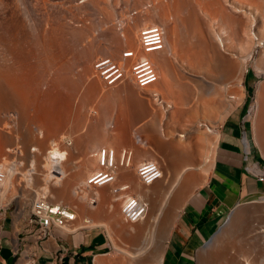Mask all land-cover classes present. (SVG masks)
Here are the masks:
<instances>
[{
    "label": "bare ground",
    "instance_id": "1",
    "mask_svg": "<svg viewBox=\"0 0 264 264\" xmlns=\"http://www.w3.org/2000/svg\"><path fill=\"white\" fill-rule=\"evenodd\" d=\"M253 1L229 0L228 7L220 0L204 1V6L212 10L215 16L209 17L207 14L209 18L203 19L198 17L194 3V6L187 5L183 14L184 0H173L171 9L174 16L184 23V36L178 34L174 22H169L164 26V48L150 53H145L140 47L139 36L136 35L138 28L127 29L124 34L125 46L137 50L135 55L140 47L138 55L149 58L155 67L157 79L146 87L133 86L130 68H127L119 84L109 85L98 75L103 85L106 88L109 86L103 90L99 82L90 78L91 66L84 65L77 75L83 81L84 89H74H82L84 95L80 102H74L78 91L63 93L59 89L60 85H64V90L65 86L73 90L75 84L69 72L59 69L0 68V168L3 171L0 204L5 202L8 205L16 199L19 202L17 219L23 213L25 201H37L44 196L46 201L71 210L66 212L73 218L62 224L64 229L61 233L91 225L105 226L117 236L113 242L117 256H103L98 258L99 262L161 264L164 242L173 227L172 221L177 211L181 210L180 205H184L193 189L204 184L214 164L218 135L214 134L213 128L222 123L242 99L243 75L248 63L247 45H255V39L251 36L252 40L249 34L253 13L260 23L256 26V34L264 30V0ZM162 9L168 12L170 6L163 4ZM207 15L201 16L205 18ZM144 19L149 20L150 15ZM81 37V33L77 35V38ZM91 47H85L82 53L91 54ZM112 47L113 52L117 51L114 43L109 46L110 51ZM259 53L253 65L264 73V48ZM126 78L129 80L126 81ZM93 96L98 98L99 105L103 98L108 104L115 99L119 101L118 114H113H117V119L113 118L117 122L114 129L112 124L109 126L112 129L107 125L110 123L109 109L115 107H103L102 100L101 115L94 119L93 113H89L88 104V97L91 99ZM198 97L207 99L202 102L204 110L200 117L189 116V109L198 106L191 101L197 99L198 102ZM205 108L208 112H205ZM31 111L34 112V121L41 124L40 129H45L49 134L48 146L36 153L41 169L34 186L33 162L36 159L19 170L15 155L18 134L2 128L8 124L3 120L13 119L17 115L29 120ZM183 112L184 122L179 124L180 128L178 125L181 131H177V134L170 132L165 127L167 123H162L165 113L170 116L166 119L174 123ZM248 117L254 139L264 157V81L255 88L254 99L246 115ZM70 121L74 122L71 124L73 128L69 126ZM135 126L141 128V133L136 132ZM62 128L65 130H60ZM59 130L64 135L56 132ZM6 134H13L11 148L16 157L5 155ZM66 136L74 139L66 141ZM243 141L247 153L249 143L245 135ZM235 207L223 225L225 228L220 227L202 247L209 249L202 252V256L199 254L198 264H264V254L243 243V238L249 235L264 239V202L250 207ZM251 212L257 214L258 218H249ZM51 237L52 245L48 247L56 249L57 236L52 234ZM147 238L149 242L146 244ZM134 243L137 251H134ZM26 260L28 255L21 259Z\"/></svg>",
    "mask_w": 264,
    "mask_h": 264
},
{
    "label": "rangeland",
    "instance_id": "2",
    "mask_svg": "<svg viewBox=\"0 0 264 264\" xmlns=\"http://www.w3.org/2000/svg\"><path fill=\"white\" fill-rule=\"evenodd\" d=\"M172 1L171 0H0V68H3V69H12V68L13 69H59L60 71L63 70L65 72H69L71 76L73 77L72 80H74V84H75L74 87L72 88L73 90H70L71 88H68L66 86H65L66 89L64 90V85L62 86L60 85L59 89L63 93H66L69 91L71 93H74L78 91L74 89H79L81 87H83L84 89L83 81L80 79V76L78 78L77 75H78V72H81L80 70L83 69L84 65H88V67L91 66L90 69L92 70V73L90 70V76H92L90 78L92 80H96L97 82H99L100 87H102L103 90H107L109 86H107L106 88V86L103 85L102 81L99 80L100 78L98 74H96L93 70L94 69L93 63L96 57L101 56L102 54L107 57L111 56L110 58H112L113 60H116V61H119V63H122L121 60L123 59H120V53L123 51L124 48L129 47L127 45L125 46V41H124L125 39L123 38L124 34H126L127 32V29L133 28L132 30H134L135 28L136 29L138 28L139 30L142 26L151 25L154 23H160V25L162 24V27L164 28L165 33H166V29L164 26L168 25L169 22L170 23L174 22V25L176 26L175 28H177L178 30V34H181L182 36H184V23L174 16L173 11L171 9ZM204 1H207V0H203V1L196 0L194 2L193 0H184V11L182 13L185 14L187 5L194 6L195 4L194 7L198 9L197 11L199 13L198 17L200 16L199 18L202 17L203 19H208L211 16H215L212 10L207 9L204 6ZM220 1L224 3V6L227 4L226 7H228L230 4L229 0H226V2L225 0H220ZM242 1L254 3L253 0H242ZM148 3L151 4V6L150 7L147 6L145 8L146 4ZM197 3H199L200 6ZM163 4L170 6V9H168V12H167V9L165 11L164 9H162ZM196 4L198 6H196ZM263 10H264V5H263L262 11ZM134 11H136L135 14H133ZM204 11L205 13H203ZM207 14L209 15V17ZM148 15H150L149 20H151V22L149 20L144 19ZM159 15L163 17H160ZM201 15L203 16L207 15V16L204 18ZM255 17L256 15H254L253 13L251 15V20L253 21H252V24H250V29H249L250 38L252 36V38L256 40L257 37H259L261 41L263 40L262 41L263 43L259 44V41H260L259 39L255 41L251 38L255 42V45H253V43L248 44L250 45V47L247 45L248 47L247 50H249V51H246L248 63H247L246 71L243 75V90L244 91H243L242 99L239 101L240 103L239 102L236 103V105L234 106L235 108L229 112V115L227 116V118H225V120H223L222 123L220 122L216 127L213 128V132L214 134L218 135V127L220 125H222L226 121H229L230 119L241 118L243 119L244 123L246 124V128L248 129V133L251 139L250 140L251 151L255 149L256 151L261 152L253 136L251 119L249 117L246 118L245 116L247 115L249 106L251 105L254 99V91H255L257 84L264 81V73L259 72L257 67L253 65L258 54H260L259 52L261 51V49L264 48V34H263L264 30L263 32H260V34L257 33L259 34V36L256 34L258 30L256 26H259L260 23H259V20L256 19ZM214 18L216 19L217 17H214ZM118 20H121L122 22V25H120L121 27L117 26ZM120 31H123V36H121ZM250 31L251 32L255 31L254 33H252L254 35H252ZM80 33L82 34V37L77 38V35ZM138 33L139 31L136 33L137 37L139 36ZM113 43L115 47L117 48V51H114V52H113V47H112V51H110L111 48L109 49V46L111 44L113 45ZM91 45H92L91 47L92 53L89 55H86V54L84 55L82 53L84 48L89 47ZM140 47L138 48V53L139 51H141L139 50L141 49ZM92 49H94V52L92 51ZM129 49L131 48L129 47ZM137 54L135 55L134 53V57L130 58L132 59L131 60L132 62L136 60ZM130 59L128 60L130 61ZM128 60L126 59V62L124 65V68L126 70H128L127 68H129ZM125 80L126 81L129 80V78H126ZM206 84L208 85L207 82ZM132 85L137 87V85H135L134 83H132ZM78 93L76 92V95L78 98L76 97L75 99H73L74 102L79 101L83 98L84 93L82 89L78 91ZM203 96H207V94ZM92 98L90 99V97H88L89 99L88 104L90 107L89 113L92 112L93 114L92 113L91 114L93 118L96 119L100 117L101 115L100 113L101 108H102L101 105H102V100H104V98L101 100V105H99L100 102L98 98H95V97L93 99ZM38 99H41V98L38 97ZM205 99L204 98H202V100L199 99L198 102H197V99H195V101L193 100L191 101L193 104L197 103L199 107L197 106V108H195V106H192L193 110L189 109L190 111L189 116H192V117L199 116L202 113V110H204L203 103ZM111 101H114V100L112 99ZM106 103H107L106 100H104L103 107H108V106H111L112 108L115 107L112 110L109 109L110 123L109 125H107V128L112 129L110 128L112 126L114 129L116 126L115 124L117 123L114 119H117V114H118V110L116 109H118V107L120 106V103L117 99H115L114 102H111L109 104L108 103L106 104ZM190 104H189V107L191 106ZM182 106L184 107V104ZM182 109L184 110V108ZM205 109H206L205 112H208L207 108ZM115 113L117 114L114 116L113 114ZM33 115H34V112L31 111L29 120L22 119L20 115H17L13 119H9V120L4 118L5 120L3 121H5V123H8V124L4 123L5 127L3 125L2 128L4 130L8 129V131H11L15 133L16 135L18 134L17 135L18 148L16 149L15 155H17L16 162H17V166L19 170L24 169V167L27 165L28 162L32 164L31 162L32 159H36L33 162V166L35 167V170H33V172L35 173L34 175L35 178L33 180V186H34L37 183V178L39 177L38 172H40V169H41V167L39 166V158H37L38 154L36 153H40L39 151L41 149L43 151L48 146L49 143H46V142H47V139L49 138V134L45 129L44 130L40 129L41 124L37 121H34L36 119H33L34 118ZM89 116L91 115L89 114ZM165 116L163 117L164 119L162 120V123H164V121L167 123L165 127H168L167 129L170 130V132L172 131L174 134H177V131L180 132L181 129H178V125L181 124L182 121L184 122V112L178 116V121L177 122L175 121L174 123L166 119L169 116L168 113L167 114L165 113ZM71 122L72 121H70L69 126L74 123V122L72 123ZM110 124L112 125L110 126ZM69 126L68 128L70 129L72 125L71 127ZM36 127H38L39 129L38 128L36 129ZM179 128H180V125H179ZM140 129L139 127L138 129L136 128V132L138 131V134L139 132L141 133V131H139ZM60 130L63 131L65 130V128H62ZM60 130L56 132L59 134V132L60 133L62 132ZM62 133L61 135H64V132ZM66 133L67 132H65V134ZM75 137H78V135ZM70 139H71L70 136L65 137L66 141H69ZM72 139L70 141H72ZM180 139H183V138H180ZM10 140L12 144L9 142ZM12 141H13V134H6V137L4 138V142H5L4 144L5 146H7L5 149L6 150L5 155H14V153L12 154V148H13ZM36 145H39V146H36ZM37 148H39V150ZM124 149H127V148L125 147ZM90 150L92 151L93 149L91 148ZM215 150H214V153H215L214 155L216 157ZM102 160L103 158L101 159V163L103 162ZM210 170L211 168L209 169V172ZM56 175H58L59 177L61 176V174L59 175L57 173ZM207 177H208V174L206 178ZM31 195H33V192L30 193V197H32ZM40 198H42V196ZM34 201L35 199H33L32 202L30 200L25 201L24 208L22 211L23 213L20 214V216L17 219L15 218V216H16V211H18L19 202L16 199L11 200L8 205L5 202L0 204L1 209L6 210V213L11 220V243L13 247L12 251H14L15 253V261H16L15 263L16 264L19 263V259L21 257L26 256V255H28L27 264H32L33 262L31 258L33 257L35 259L37 257V253L39 252L37 248H43L44 250L43 249L40 250L41 252L43 251L45 255H48V257L56 261L57 264H63L64 260L68 259L69 255L73 253L72 251L78 250L80 246L79 247L77 246L82 245V243L84 242H87L90 238V237L88 238V236L90 234L93 235L94 233L102 237L103 242H104L103 243L104 248L100 250V252H93V254L87 256L89 261L90 260L93 261L95 255L106 254L105 256H110V257L112 255L117 256L118 253L116 252V249L113 246V242L116 241L115 239L117 236L112 234V230H110L109 228L105 226L94 227L90 225L91 227H94V228H90V226H88L87 228L82 227L79 230H76L74 232H67L66 234L60 232L64 228H53L51 229L49 233L47 232L44 237L43 236L40 237L39 236L40 227L37 223L38 221L35 215L32 214L33 212L32 205ZM47 202L51 204L50 201H47ZM260 202H264V198H254V197L244 198L238 202L240 203L238 205H241L244 207H250V206H253V204L259 205ZM232 209L233 208H231V210ZM263 217L261 216V218ZM249 218L256 219L258 218V215L253 214V212H251ZM224 228L225 227L223 226V229ZM226 230L229 231L228 228H226ZM52 234L57 236L56 242L58 241L57 242L58 247L56 251H54L53 248L48 247L52 245V241H51ZM13 238H14V241H13ZM140 241L141 240H139L138 242ZM148 242H149V238H147V241L145 243L147 244ZM217 242H214L213 244H216ZM136 243L132 244L133 246L135 245L134 251H137ZM243 243H246L247 245L257 248L259 254H262V255L264 254V239L263 238H260L258 236L251 237V235H249L243 238ZM212 245H210V247H212ZM163 248H165V246H163ZM208 249L209 248L207 249L201 248L200 251L198 252L196 251V254H194L195 255L194 259L192 260V264H198L199 256L200 255L202 256L203 255L202 252H205ZM68 252L70 253L68 254Z\"/></svg>",
    "mask_w": 264,
    "mask_h": 264
},
{
    "label": "crops",
    "instance_id": "3",
    "mask_svg": "<svg viewBox=\"0 0 264 264\" xmlns=\"http://www.w3.org/2000/svg\"><path fill=\"white\" fill-rule=\"evenodd\" d=\"M218 135L214 164L204 184L194 189L184 205H180L181 210L177 211V219L172 221L173 227L164 242L161 264H192L196 251L226 221L231 208L244 198H264V157L255 149L251 151V139L243 119L226 121L218 127ZM244 135L249 143L247 153ZM88 238L63 264H106L98 259L107 258L106 254L95 255L94 260L89 261L87 256L100 252L104 242L96 233ZM42 249L37 248L39 252L33 264H57L41 252ZM12 250L11 220L0 207V264H16ZM21 259L18 264L27 261Z\"/></svg>",
    "mask_w": 264,
    "mask_h": 264
},
{
    "label": "built area",
    "instance_id": "4",
    "mask_svg": "<svg viewBox=\"0 0 264 264\" xmlns=\"http://www.w3.org/2000/svg\"><path fill=\"white\" fill-rule=\"evenodd\" d=\"M147 6L150 7L151 4H146L145 8ZM135 12L136 11H134L133 14H135ZM120 25H122V22L121 20H118L117 26ZM120 34L121 36H123V31H120ZM138 35L141 48L145 53L159 51L164 48L165 30L162 27V24L160 25V23H154L151 25L142 26L139 29ZM133 52L136 53L135 50L133 51L129 48H124L120 53V59L124 60V62L123 60H121L122 63H119V61L113 60L107 56H98L93 63V68L96 71V74H98L105 83L109 85L118 83L123 78L124 73H126V69H124L126 59L133 57ZM128 66L130 68L129 73L131 75L132 81L139 87H146L147 85L155 82L157 79L154 64L146 56L139 57V55L137 54L136 60H134L133 62L131 61V63L129 62ZM142 169L144 170L145 168ZM2 179L3 171L0 168V184L2 182ZM32 208V214L35 215L38 221L37 223L40 227V237H44L46 233H49L53 228H63L62 224L66 223L67 219L73 218V216L67 215L66 212V210L68 212H71V210L61 205L52 203L50 204L49 202L44 200V198H40L37 201H34ZM31 260L32 262H34L33 257L31 258ZM27 263V261L24 262V264Z\"/></svg>",
    "mask_w": 264,
    "mask_h": 264
},
{
    "label": "water",
    "instance_id": "5",
    "mask_svg": "<svg viewBox=\"0 0 264 264\" xmlns=\"http://www.w3.org/2000/svg\"><path fill=\"white\" fill-rule=\"evenodd\" d=\"M232 211V210H231ZM231 211H230V213H231ZM226 221H227V219H226ZM225 221V222H226ZM225 223H223L222 225H220V227H222L223 225H224ZM220 227L203 243V245L201 246V248L202 247H204L205 245H206V243L207 242H209L210 240H211V238H212V236L218 231V230H220Z\"/></svg>",
    "mask_w": 264,
    "mask_h": 264
}]
</instances>
